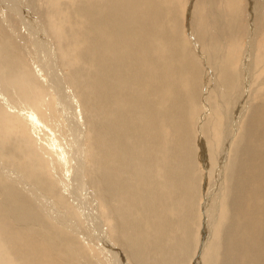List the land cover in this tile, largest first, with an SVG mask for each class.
I'll return each instance as SVG.
<instances>
[{
	"label": "bare ground",
	"instance_id": "obj_1",
	"mask_svg": "<svg viewBox=\"0 0 264 264\" xmlns=\"http://www.w3.org/2000/svg\"><path fill=\"white\" fill-rule=\"evenodd\" d=\"M3 1L8 3L12 13L17 15L18 19L9 16L11 12L3 7ZM15 1L0 0V28L8 29L6 31L8 37L1 34L0 29V79H14L24 83L40 105V109L43 110L25 112L19 105H12L13 100L10 99V103L7 96L5 97L1 92L0 100L4 102L6 109L20 111L28 120L32 131L31 142L46 158L49 168L45 178L40 179L36 174V159L25 161L28 172L23 170L20 173L19 170L6 168V164H3L0 159V165L5 169L4 173L9 179L7 184H0V190H3L1 197L7 202L8 194L17 195L13 187L26 184L32 189L34 186L30 182L34 184L37 182L48 191H51L52 187L57 192L51 191L55 196L65 199L66 204H69L67 213L70 217L64 218L61 224L55 225L48 222L51 224L48 225L41 216H36V209L31 200L19 207L15 206L17 201L15 205L5 202L0 203V206L16 222L18 220L27 225L32 214L35 215L32 218L39 224L38 229L44 234L45 250L41 257L47 259L52 256L49 259L51 262H56L53 259L54 256L62 264H95L88 259L86 250L84 252L76 240L82 237V240L86 242L87 237L92 239L94 235H99L100 229L103 230V220L97 213L95 205L97 202L92 200L87 184L89 183L87 175L101 169L94 177L103 174L101 181L106 182V178L109 180L102 184L104 187L102 195L108 198L107 201L113 198L116 207L107 204L105 216L114 221L113 227L119 234L116 236L115 232V240L118 244H112L113 246L104 237L97 236V242L100 244L97 248L103 250L104 247L109 250L108 253L116 257V262L106 259L112 264H187V250L192 248V243L195 241L198 247L190 250L191 254L194 253L190 264H264V92L257 96L261 103L258 101L260 104H255L251 112H248L249 120L232 150L227 169L229 201H223L220 212L222 213L221 221L218 219L220 222L215 228L218 234L211 232L210 235L206 229L200 228L199 239L195 229L197 226L196 198L199 197H196V175H194L193 164L197 156L201 159L209 152V148L201 144L204 140L198 141L199 137L203 139L201 134H205L204 131L208 128L204 120L206 117L204 118L203 115L202 118H198L196 121L198 125L193 126L195 129L192 128V122L196 120L194 115L200 117V113L207 112L210 105L213 109L215 108L213 126L226 129L223 136L227 143L223 142L224 147L222 146L219 156L216 157L223 169L228 157L226 149L232 132L228 126L227 116L232 113L236 122L253 92L259 88L264 89V76L261 77L262 71L264 73V60L255 61L256 57L264 59V16L261 18L262 21L258 20L255 34L249 31L243 36L241 32L245 29L243 30L241 22L246 9L244 0H195L194 3L191 2L192 4L185 0L189 5H186L187 13H184L182 9L184 0H131V4L127 0H71L68 7L69 13L62 8L63 4L68 3L67 0L63 1V4L61 0L45 2L42 0L44 2L41 5L42 12L48 22L49 30L55 32L56 37L60 38L65 50L63 54L65 59L67 54L71 55L70 59L68 55L69 61L65 62V66L72 87L63 80L60 81L62 79L60 68L57 72L58 81L54 75L49 78L41 72L42 65L46 66L47 62L45 63L43 57L39 55V49H46L47 53L44 54L52 60V66L53 63L58 65L56 51V54L49 53L53 47L51 37L49 38L50 32L47 29L44 32L39 28V23L37 25V21H30L33 26V35L36 37L31 43L35 54L34 52L29 54L26 46L22 47L16 41L19 33L17 30L19 27L17 25L20 23L19 17L23 18L22 16L26 14L25 8L28 4L34 10V4L37 2L17 0L19 2L17 4ZM72 1L75 3L72 4ZM250 2L251 0H247L246 4ZM184 16L185 18L191 16L185 30L181 25L186 23V20H183ZM133 17L135 24H130ZM259 21L263 22L260 28ZM3 23L4 26H2ZM15 31L18 33L16 40H13L10 35H14ZM62 31H66V34ZM21 35L24 36L23 33ZM133 41L132 46L127 48ZM192 42H195V45ZM97 46L99 50L102 48L108 56L99 58L100 67L103 70L101 75H105V84L108 86V81L115 83L118 73L121 76L125 74L114 84L115 94L121 96L113 93L109 97L108 90L103 84L97 83L96 67L93 62V59L98 58L97 53H100L95 51ZM15 48H18V52L21 50L19 56L14 54ZM124 48H127L125 52H119ZM28 55L35 64L33 70L31 68L33 64L27 59ZM72 58L79 60L81 64L77 65ZM29 62L31 65L28 64ZM254 66L258 69L256 74L260 75L257 89L251 85L247 88L248 84L244 81L246 73L248 77L255 79L252 76L255 71ZM115 67H118V71ZM144 76H147L146 79ZM9 80L8 83H10ZM47 80H50L52 89L44 90L43 84ZM149 85H153L154 93ZM7 88L10 89V87ZM17 91L18 89L14 91V94ZM200 93L204 94L201 105L197 100L201 98ZM7 94L6 92L5 95ZM138 97L146 98L148 101L142 104ZM130 101L135 103L132 108L137 112H131L127 105H124V102ZM240 101L244 102L243 106L239 103ZM237 106L239 108H236ZM118 107L130 112L132 119V131L128 132L127 136L131 141L130 147L135 145V149L130 152L136 151V153L131 161L140 159L147 162H144L141 170L135 167L136 170L141 177H144L149 169H153L150 180L138 186L136 184L133 187H126L122 180L113 176L114 166L111 165L113 160L107 161L106 169H104L102 168L104 161L102 160V166L98 167L97 162H94L95 158L92 159V157L90 161L94 172L91 171L90 165L87 169L85 142L87 141L88 144L90 142L92 146L96 145L104 118L106 122L104 127L109 128L108 120L117 117ZM233 109L236 113L230 112ZM140 113L141 117L136 125ZM199 119H202L200 129ZM158 127L161 129L157 130ZM134 128L143 132L146 131L145 128H148V132L138 133V136ZM66 129L71 133H69L70 136L72 135L71 138L67 137L69 135L66 136ZM162 135L167 136V139ZM135 136L138 139L133 141ZM103 143V148L112 158L111 146L106 139ZM207 143L209 144L208 141L205 144ZM121 151L126 153L125 150ZM217 151L216 148L212 154L216 156ZM119 155L120 151L118 158ZM7 161L8 159L5 160L6 163ZM209 162L210 160H207V163ZM131 169L130 165H124L120 169V174L128 173ZM9 170L10 174L7 173ZM137 182L139 183V179ZM19 200L21 203L25 202L24 199ZM89 205L93 209L90 215L87 210L90 209ZM212 205L211 208L215 207ZM71 207L75 210L76 217H72L69 211ZM29 211H31V217L27 220ZM209 214L203 213L206 217ZM2 216L8 217L7 213L3 212ZM59 217L61 216L55 215V218ZM211 217L210 221H212ZM4 220L6 219H0V249L8 250L10 233L13 232L14 227L12 229L10 226L11 220L3 222ZM91 222H97L101 227L96 234L90 230L87 231ZM25 232L22 231L26 244H32L33 248L38 249L42 244L32 236L33 234L29 232L26 235ZM195 234L197 240H195ZM73 235L76 236L73 238ZM213 235H216L214 240ZM120 247L123 249L121 250ZM207 248L209 252L206 250L204 254ZM24 253H26L25 250L18 251L15 256L19 257ZM203 255H205V262ZM24 258L28 261L27 256Z\"/></svg>",
	"mask_w": 264,
	"mask_h": 264
},
{
	"label": "rangeland",
	"instance_id": "obj_2",
	"mask_svg": "<svg viewBox=\"0 0 264 264\" xmlns=\"http://www.w3.org/2000/svg\"><path fill=\"white\" fill-rule=\"evenodd\" d=\"M25 1L29 2L30 0H25ZM34 1L37 2V3L34 4L35 5L34 10H33L32 7L29 6L30 4H28V7L25 8L26 14L25 15L23 14L24 16H22L23 18H21V17L18 16L19 17V20H20V23L17 25V27L18 26L19 27L18 28L16 27V28H17V30H18L19 33L15 31V34L14 35H10V36H11V38H13V40H16V34L18 33V39L19 40L17 39L16 41L19 43V45H21L22 47H24V45H25L26 48L29 50V54L30 53L33 54V52L35 54L36 53L35 52V49L33 47V44H31V43L34 41V38H36V37H34V35H33V30H32L33 26L31 25L30 21H37V25L39 23V28L40 29H43L44 32L46 31L45 29H47L48 32L51 33V34L49 33V38L51 37L50 38V41L52 42V47H53L52 49L49 50V53L50 54H56L57 53L56 56L58 58V60H57V62H58L57 64L58 65H56V64L53 63V66H52V60H49V58L46 57V55H45L47 53L45 51L46 49L44 50V49H39L38 48L39 49V51H38L39 52V55L43 57V59L45 60L44 61L45 63L47 62L46 66L42 65V68H41L42 71L41 72L44 73V76L45 77H49V78L50 77H53V75H54V78L55 79L57 78V81H58L59 75L57 74V72H58V69L60 68L59 69V72L62 70V75H61L62 76V79H60V81L63 80V82L68 83V85H71L73 87L72 82H71V79H69L70 76H69V74L67 72V68L65 66V62L69 61V59L71 58V55L70 54H67V58L65 59V55H63L65 50H64V48L62 46V42L60 41V38L56 37L55 32L53 33V31L52 30L50 31L49 28H48V25H47L48 22H47V20H45V18L43 16L44 13L42 12V6H41L46 0H44V2L42 0H34ZM63 1L65 2V0H61L62 4L64 3ZM67 1H68V3L63 4L62 8H63L64 11H67L68 12V10L70 9V8H68L70 6V2L69 1H71V0H67ZM127 1H130V4H131V0H127ZM186 1H188L189 3H191V2L194 3L195 0H193V1L192 0L191 1L190 0H186ZM186 1L184 0V4H183V8H182L183 11H184V13H187L186 12V5H188V4H186L187 3ZM252 1H253V3H252ZM15 2H17V0ZM244 2L246 4L247 3V0H244ZM74 3L75 2L72 1V4H74ZM17 4H19V2H17ZM245 4H244V7L246 6V9L244 11V15H243L244 17H242V22H241V24L243 26V30L245 29L244 30L245 32L244 31L241 32L243 36L247 35V33L249 31H253L254 34H255V32L257 31L256 30L257 29L256 27L258 25L257 22H258V20L262 21L263 19L261 20V18H262V16H264V11H263L264 10V0H251V2L249 4H246V5ZM2 5H3V7L6 8V10H8L9 12H11V13H9V16H11L12 18H15V19L17 18V15H15L14 13H12L11 7L8 5V3H6L5 1H3L2 2ZM247 6H249V7H247ZM153 7L155 8V6H153ZM25 10H24V12H25ZM4 11H5V9H4ZM27 16H28V18H27ZM133 16H135V15H133ZM185 16L183 17V20H186V23H181V25H182V27H183L184 30L186 29V24L187 23H190V20H191V16L189 18L188 17L185 18ZM258 17H260V19ZM252 20L253 21L255 20L254 21L255 23H253ZM260 21H259V28H260V25L263 24V22H260ZM4 23L2 24V26H4ZM64 23H66L65 20H64ZM131 23L132 24H135L134 17L131 19L130 24ZM70 25H71V23H70ZM254 29H255V31H254ZM1 30H2V33L1 34H4V35L7 36V32L6 31L8 29L6 30V28L4 27ZM27 30H29V31H27ZM20 31H21V33H20ZM63 32H65V34H66V31H62V33ZM22 33L24 34V36L21 35ZM22 36L24 37V40H23L24 43L22 41V39H23ZM250 36H251V34H250ZM47 40H49V39H47ZM58 42L60 43V45H59ZM132 43H134V41L131 42L127 48H130L132 46ZM192 43H193V45H195L194 44L195 42H192ZM28 46H30V47H28ZM17 47L19 48L18 44H17ZM18 48H15L16 52L14 50V54L19 56V52L21 50L18 52ZM127 48L120 49L119 52L123 53V52H125L127 50ZM55 51H56V53H55ZM95 51H97V52L100 51V53H97L98 58L93 59L94 66L96 67V71H95L96 76H95V78H96V80H98L97 83L103 84L104 88H106L108 90V96L110 97L111 95H113V93L115 94V91H116L115 90L116 88L114 87V84H116L117 81H120L124 77L125 74H123L121 76V74L119 75V73H118V77H117L116 82L115 83H110V81H108V86H107L105 84V82H104L105 75H101L102 72H103V70L100 67V59L99 58H106L108 56L105 54V51L102 48H100V50H99L98 46L95 48ZM68 57H69V59H68ZM27 59H29V61H31V63L33 64L31 66V68L33 70L34 65H35L34 62H33V60L30 59V56L29 55H28V58ZM72 59H74V58H72ZM258 59L264 60L263 58H257L256 57L255 58V61L258 60ZM74 61H75V63H77V65L78 64H81V62L79 60L76 61L74 59ZM28 64L31 65L30 62ZM57 66H59V67L57 68ZM254 68H255V71L253 72L252 76L255 77V79H253L252 77H251L252 78L251 79L250 77H248L249 76L248 73H246V75L244 77L245 78L244 81H246V83L248 84L247 88L251 85L252 87H254L255 89H257V86L259 85V81L258 80H259V76L260 75L256 74L257 71H258V69L255 66H254ZM36 70L38 71L37 68H36ZM115 70L118 71V67H115ZM33 73H35V72L33 71ZM35 74H37V73H35ZM263 76H264V73L262 71L261 77L263 78ZM146 77L147 76H144L145 79H146ZM250 79H251V82H250ZM0 80H1V82H0V92L2 94H4L5 97L7 96L6 98H8V101L10 99L13 100V101L10 100L12 103L9 101L12 105H17V106L19 105V107L21 109H23L25 112H28V111L39 112V110L41 111L42 108L40 109V105L36 102V99L34 98L33 94L28 90V87L24 83H21V82H19L17 80H14V79H10L9 80L7 78L4 79L5 81L3 79H0ZM8 80L11 83L12 86L9 85L10 83L7 82ZM203 81H205V80L203 79ZM46 83L43 84L44 90L52 89L51 84H50V80H47ZM6 84H8V85H6ZM131 84L133 85L132 82H131ZM6 87H10L11 90L9 88L6 89ZM149 87H151L152 92L154 93V91H153V85H149ZM3 88H5L6 90L3 89ZM263 88H264V86H263ZM8 89H9V91H8ZM17 89H18L17 93L14 94V91L17 90ZM111 90H112V93H110ZM6 92L8 93L7 95H5ZM149 92H150V90H149ZM263 92H264V89L261 90L260 88L257 89V90H255L253 92V94H252L253 97L251 96L248 99L247 103H245V107L242 109V114L240 115V118L237 120L238 123H237V121L236 122L234 121L235 117H234V115L232 113H229V115L227 116L228 117L227 120L229 121L228 122V126L231 128V131L232 132L230 133L231 140L229 142L228 148L226 149L227 150L228 157L226 159L225 167L223 169H222V166L220 167L219 163L217 162L216 157L219 156V154H220L219 150L222 148V146L224 147V143L225 142L227 143V141L224 140V137L225 136H223L225 134L226 129L223 130V128L220 129L217 126H213L214 125V120L213 119H214V115H215V112H216L215 111V108L213 109V107H211V105H210V107L207 109L208 110L207 112H205V113L204 112H201L200 113V117H199V115L198 116L197 115H194V117L196 118V120H195L194 123L192 122V128H194V127H196V125H198V122H196V121H198V118H202L203 115H204V118L206 117V119H204V120H205L206 124H208V128H206V131H204L205 134H201V136L203 135V137H202L203 139H201V137H199L198 138V141L201 140L203 142V140H204V142L201 143V144H204L205 147L207 146V148H209V152L205 156L207 158L203 157L204 159L203 158L200 159V158H197V157H200V156H197L196 159H198L199 162L198 161L196 162V159H195V162L193 164L194 175H196L195 176V178H196V188H197L196 197H199L200 198V199L199 198H196V214H197L196 215L197 216L196 217V223H197V226H196L195 229H196V234L198 233L197 234L198 235V239H199V231L198 230H200V228L206 229V232L208 234L210 233V235L212 233L218 234V233H216V232H218V230H215V228L219 224V222L221 221V216H220V214L222 215V213H220L222 211L221 207H222V204H223V201L224 200H228L229 201V193H227V185H228V180H227L228 170L227 169H228V166L230 164V158H231L232 150L235 148V144H236L237 140H239V138L242 136V132L244 130V127L246 126L247 121L249 120L250 115H249L248 112H251V109L254 106L259 105L261 103V101H259V99H258L257 96H258L259 93H263ZM22 94H24V95H22ZM9 95H11L12 97L9 96ZM115 95L121 96L119 94H115ZM199 96L201 98H197V100L199 102V105H201L203 103L204 94L200 93ZM255 97H256V99H255ZM139 99H140V101H141L142 104L143 103H146L148 101V99H146V98L145 99L139 98ZM175 100H177V99L175 98ZM205 100H206V98H205ZM13 102H15V103H13ZM242 102L243 101H240L239 103H241V105L242 104L244 105V102L243 103ZM19 103H21V104H19ZM0 104H1L0 105L1 106L0 107V159H1V162L3 164H6V168H11L14 171H18L19 170L18 172L20 173L23 170H26L27 171V169L25 168V161H28L30 159H32V160L36 159V168L35 169H36L37 177L40 178V179L45 178L46 171L49 168L48 167L49 166V163L46 160V158L42 155V153L39 152V149L35 146V144L31 142V139H32V131L30 130L31 128H30V125H29L28 120H26L25 116L23 114H21L20 111H16V110L15 111H11V110L6 109L7 107L5 106L4 102H2L1 100H0ZM27 105H29V106H27ZM124 105H127L126 107L131 112H134V111L137 112L134 108H132V106L133 107L135 106V103L134 102L133 103H132V101L127 102V103L124 102ZM237 105H239V104L237 103ZM116 107L117 106H115V108ZM236 108H239V107L237 106ZM236 108H235V110H236ZM121 110L122 111L124 110V112H121ZM235 110L233 109L230 112H235L236 113ZM116 112L115 113L117 114V117L114 118V119H109L108 120L107 125L109 126V128L104 127L105 126L104 123H106L105 122V118H104L103 125H101L102 129L99 131V139H98V142L96 143V145L92 146L90 144V142H89V144H88L87 141L85 142V154H86V157H87L86 160H88V161H86V162H88L87 163V169L91 166V171H93L92 163L90 161L92 157H93L92 159L95 158L94 159V162L95 163L97 162L96 164L98 165V167H101L102 166L101 163H103V161H104V165L102 167L104 169H106L107 161L113 160L112 163L110 162L111 165H112V167L114 166L113 167V176L119 178V180H122L124 182L123 185L126 186V187H131V186L133 187L136 184H137L136 186H138L139 184L141 185L143 182L146 183V182H148L150 180V177L153 174V169H149L148 170V174H146L144 177H141L140 174H139V172H138V170H136V168H138V169L140 168L139 170H141L142 167L144 166V162H146V161H143V160H140V159H133L131 161L132 156L136 153V151L130 152L132 149H135V145H133L132 147H130L131 141H130V138L127 136L128 132H131L132 131V128H131L132 127V119H131L130 112H126L125 109H122L121 107H118ZM10 113H12V114H10ZM16 113H17V115H16ZM246 113H248V114H246ZM246 115H247V118H246ZM140 117H141V113L137 117L136 125H137L138 119ZM173 120L175 121V119H173ZM230 122H231V124H230ZM117 123L119 125H117ZM201 124H202V119H199V129H200ZM237 124H239V125H237ZM45 125H46V123L44 124V126ZM218 128H219V130H218ZM134 129H135L136 134L138 136H139L138 133H145L146 131L148 132V128H145L146 131H144V132L143 131H139L138 128H134ZM159 129H161V128L158 127L157 130H159ZM49 131H51V130H49ZM214 132H215V134H214ZM237 132H239V133H237ZM69 133L70 132H68V130H67L66 131V136L69 135L67 137L68 138L69 137L71 138L72 135L70 136L71 133L70 134ZM205 136H207V137H205ZM162 137H164V138L167 139V136H163L162 135ZM136 138L137 137L135 136L133 138V141H136ZM105 139L108 141V145L111 146V148H112V151H113L112 158H110V156L107 154V152L103 148V144H104L103 142H104ZM207 141L209 142V144L208 143L205 144ZM211 142L213 144H211ZM217 142H219V143H217ZM165 144H167V142ZM4 148H5V151H4ZM129 148H131V149H129ZM216 148L218 149V151L216 153V156H214L212 154V152ZM121 150H125L126 153L125 152H122ZM119 151H120V155L119 156L121 158L120 157L118 158V152ZM210 154H212V155H210ZM35 156H37V157H35ZM11 158H13V159H11ZM117 158H118V160H117ZM6 159H8L7 163L5 162ZM106 159H108V160H106ZM119 159H121V161ZM125 159H128V160H125ZM207 160H210V162L207 163ZM214 160H215V162H214ZM121 163H123V164H121ZM197 163H199V164L197 165ZM88 165H90V166H88ZM124 165H130L132 169L128 173H121L120 174V169H121V167H124ZM213 165L214 166L216 165V166L214 167ZM17 166H18V168H17ZM0 168H1L0 169V172H1V175H0V184H2V183H6L7 184L9 179H8L7 175L4 173L5 172L4 171L5 169L1 165H0ZM100 170L101 169H99L96 173L93 171L94 173L91 172L89 175H87V180H89V183L87 182V184L89 186L88 189H89V193L91 194L92 200L93 201L95 200V202H97V203H95V205H96V208H97V213L99 214L100 218L103 220V224L102 225H103V230L104 231L102 229H100L101 227L98 225L97 222H94V223L91 222L92 224L91 223L89 224V227H88L87 231L90 230V231H92V232H94L96 234L97 231L100 229L99 230L100 237L101 238L104 237L106 240H108L107 242L111 246H113V245H117L118 244L116 242V240H115V237L118 236L119 232H116L115 231V228L113 227V222L114 221H111V220L107 219L105 215H107L106 214V212H107V204L108 205H111L112 207L115 208L116 207V203H115V201H114L113 198L110 201H107L106 199H108V198L107 197H103V195H102V192L104 191V187H103L102 184L103 183H106V182H109V180L106 178V182L105 181H101L103 179V177H104L103 174L98 175L97 177H94L97 174H99ZM199 171H201V172L203 171V172L202 173L201 172L199 173ZM205 171L207 173H204ZM7 173L10 174L11 173L10 170ZM210 173H211V175H210ZM49 176H50V173H49ZM138 179H139V183L137 182ZM125 181H127V182H125ZM129 181H130L131 184L129 183ZM221 181L223 182V185H221L222 184ZM206 182H208V183H206ZM212 182H214V183H212ZM30 183L34 186V188L31 189V188H29L24 183H23L24 185H22V184L20 185L19 184L18 187L17 186L13 187L14 192H16L17 195H14V194L10 195V194H8L9 199L7 200V202L2 199L1 192L3 190H0V203H5L6 202V203H10L11 205H13V204L15 205V203L17 201L18 203L15 206L16 207H19V206L25 205L26 201L28 202V200H31V203L34 205V207L36 209V211H35L37 213L36 216H38V217L41 216L42 219H43V221L46 222L48 225H51L48 222H51V223H53L55 225H56V223H60L61 224V222L64 221V218H69L70 217V215L67 213V205H69V204H66L65 199L62 200L61 198L55 196L51 192V191L55 192L52 189V187H51V191H48L45 188H43V185H41V184H39L37 182H36V184H34L33 182H30ZM219 185H221L222 187L219 186ZM55 193H57V192H55ZM203 193H205V194H203ZM99 194H100V196H99ZM219 194H220V196H218ZM203 197H206V198L203 199ZM227 197H228V199H227ZM96 198H97L98 201L96 200ZM19 199H24L25 202L24 203H21ZM46 199H48L49 201H47ZM201 204H202V206H200ZM204 204L206 206L209 205L210 207L209 206L206 207ZM212 204L215 205V207ZM47 205H49V206H47ZM211 205L213 206L212 208H211ZM54 207H56V208H54ZM51 208H52V210H51L52 212L50 211ZM89 208L90 209H87V210H88V214L90 215L92 213L93 209H92V207L90 205H89ZM202 208H204V210ZM218 209H219V212H218ZM69 211L72 214V217H76V212H75V210L72 209V207L69 208ZM203 211L205 212V214L206 213H210L209 216L206 217V215H203V213H204ZM2 212L3 213H7V216L8 217L6 218L5 216H2ZM30 212L31 211L28 212L29 213V217L27 218V220L31 217L30 216ZM0 213H1L0 214V219L5 218L6 220H4L3 222L10 221L11 220L10 221V226L12 227V229L14 227L13 232L10 233L11 239H10V246H9L8 250H5L4 248H1L0 249V264H9V263L10 264H62L57 258H54V256H53V259L56 262H51V260L49 258L50 257L52 258V256H49V258H47V259H43L41 257V256H43V254H44L43 252L45 250V244H44V238H43V235L44 234L40 232V230L38 229L39 224H37L35 222V220L32 218L35 215L32 214V217L30 218V222L27 225L25 223H20L18 220L16 222L13 219V217H11V215L8 212H6L5 210L2 209L1 206H0ZM64 213H66V214H64ZM55 215L61 216V217H59L57 219V218H55ZM211 215H213V216L211 217ZM210 217H211V220L212 221L209 220ZM197 219H198V221H197ZM199 220H200V222H199ZM207 220H209V222ZM199 223H201V224H199ZM202 224H204V226ZM198 226H200V227H198ZM105 228H106V230H105ZM22 231H24V232L27 231V232H25L26 235H28L29 232H30L31 235L33 234L32 236H34L37 239V241L40 242L42 245L38 249H35V248H33V245L32 244L31 245L26 244L25 239L23 237ZM115 232H116V236H115ZM108 234H110V236ZM196 234H195V238L197 237ZM208 234H207V237H208ZM99 235H97V234L94 235V238L92 237V239H91V237L90 238L87 237V239L84 238L86 240V242L84 240H82V237H78L77 240L76 239H74V240H76L78 242V246L80 248H82L84 250V252L86 250L85 253H86L88 259L91 260L92 262L94 261L93 263H95V264H112L110 261H108L106 259H109V260L111 259V260H113V262L114 261L116 262V257L113 256V255H111L110 253H108V251H109L108 249H105L103 247V250L101 249L102 250L101 251L100 249L97 248L98 247L97 245H100L97 242L98 241L97 236L99 237ZM75 236L76 235H73V238ZM215 236L216 235H213V238H212L213 240L216 238ZM20 239H22V240H20ZM195 240H197V238ZM94 242L96 243V245H95ZM25 244H26V246H24ZM78 246H77V248L79 249ZM117 247H119V246H117ZM196 247H198L197 241H195V242L192 243V248H188V250H187V257H186L187 258V260H186L187 264H190V261L194 258V253L192 252V254H191L190 250L191 249L194 250V249H196ZM120 249L122 250L123 248L120 247ZM23 250H25L26 253L22 254L19 257H16L15 256V254L18 253V251H23ZM206 250L209 252V249L207 248V249H205V251H204L205 253L204 254H206V252H207ZM90 253L93 254V255H91ZM24 256H27L28 261L24 258ZM125 256H126V254H125ZM202 257H203V261L205 262V255H203ZM126 258H127V256H126ZM20 259H21V261H20ZM127 260H128V258H127ZM128 262H129V260H128ZM126 264H128V263H126Z\"/></svg>",
	"mask_w": 264,
	"mask_h": 264
}]
</instances>
